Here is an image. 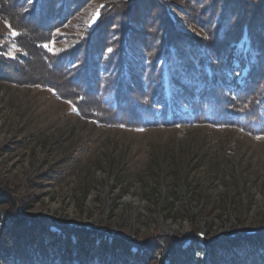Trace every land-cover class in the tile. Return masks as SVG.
I'll return each mask as SVG.
<instances>
[{"label": "trees", "instance_id": "1", "mask_svg": "<svg viewBox=\"0 0 264 264\" xmlns=\"http://www.w3.org/2000/svg\"><path fill=\"white\" fill-rule=\"evenodd\" d=\"M94 1L0 0L15 32L0 37V82L50 90L107 127L213 125L264 137V0H181L184 21L166 0H114L93 27L64 34ZM22 206L0 185V264H264L262 230L136 241Z\"/></svg>", "mask_w": 264, "mask_h": 264}, {"label": "rangeland", "instance_id": "2", "mask_svg": "<svg viewBox=\"0 0 264 264\" xmlns=\"http://www.w3.org/2000/svg\"><path fill=\"white\" fill-rule=\"evenodd\" d=\"M110 1L90 3L62 32L93 27ZM166 1L184 21L182 1ZM14 35L0 19V37ZM247 50L244 38L237 51ZM0 185L24 214L136 241L254 234L264 231V137L213 125L107 127L50 90L0 82Z\"/></svg>", "mask_w": 264, "mask_h": 264}]
</instances>
